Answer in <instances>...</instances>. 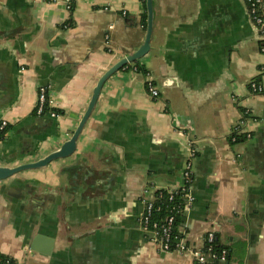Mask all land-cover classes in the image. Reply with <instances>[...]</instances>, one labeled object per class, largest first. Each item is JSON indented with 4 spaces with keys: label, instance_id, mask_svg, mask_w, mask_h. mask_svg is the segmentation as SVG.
Returning <instances> with one entry per match:
<instances>
[{
    "label": "crops",
    "instance_id": "crops-1",
    "mask_svg": "<svg viewBox=\"0 0 264 264\" xmlns=\"http://www.w3.org/2000/svg\"><path fill=\"white\" fill-rule=\"evenodd\" d=\"M152 4L148 55L140 70L130 64L103 85L75 153L0 182L1 256L16 264H195L187 253L161 251L140 225L146 201L181 187L191 141L193 202L180 214L181 238L201 249L212 232L229 264H264V93L248 88L264 86V52L244 5ZM143 13L141 0H71L70 9L65 0H0V50L19 69L0 105L8 123L0 167L42 159L72 136L100 76L143 43ZM40 87L57 117L38 132L31 124ZM241 121L250 138L231 143Z\"/></svg>",
    "mask_w": 264,
    "mask_h": 264
},
{
    "label": "built area",
    "instance_id": "built-area-1",
    "mask_svg": "<svg viewBox=\"0 0 264 264\" xmlns=\"http://www.w3.org/2000/svg\"><path fill=\"white\" fill-rule=\"evenodd\" d=\"M65 2L67 5V9H70L71 0H65ZM242 2L245 5L249 21L260 43L261 51L264 52V9L262 6V0H242ZM144 81L145 88L149 97L151 99H157V89L155 88L148 74H144ZM248 88L249 93L252 96L261 95L264 93V86L256 81L250 82ZM34 112L38 116L51 115L52 117H57V113L54 110V103L48 97L45 88L40 87L37 90V100ZM246 125L247 124L245 121H241L238 125H236L233 128L231 134L228 136L229 141H235L234 135H244L245 139L250 138V133L246 130ZM7 127L8 123L5 120H1L0 140L5 135ZM196 155L197 149L193 146V142L189 141L185 165L182 171L183 183L179 189L167 191V193L169 194L168 201L173 200V194L178 190L181 192V197L178 199L176 205L170 209L169 214L165 218V220L159 222L152 218L154 213L160 211L159 207H155L154 202L155 200L159 199L161 195L156 196L154 194L152 199L146 201L145 203L143 213L140 217V225L153 234V242L164 253L173 251L177 253H187L192 257L195 264H229L227 260L228 253L226 249H223L216 253L209 248L208 253H204L202 251V248L194 249L187 244L184 238L180 237L177 240V238L173 235V229L178 215H180L184 210L189 209L193 202V199L189 192V185L192 180L193 162L196 158ZM175 240L176 242L172 248V242ZM213 240L214 234L212 232H209L204 238L203 246L204 244H211Z\"/></svg>",
    "mask_w": 264,
    "mask_h": 264
},
{
    "label": "water",
    "instance_id": "water-1",
    "mask_svg": "<svg viewBox=\"0 0 264 264\" xmlns=\"http://www.w3.org/2000/svg\"><path fill=\"white\" fill-rule=\"evenodd\" d=\"M242 2V0H240ZM243 3V2H242ZM244 5V3H243ZM245 8V5H244ZM246 12V8H245ZM145 13H146V30H145V36L143 43L141 46L133 53H129L126 56L122 57L120 60H118L116 63H114L111 67H109L98 79L97 83L95 84L90 101L87 105V108L79 121L76 129L74 130L72 136L65 141L59 149L49 153L42 159H38L36 161H28L25 163H22L20 165L14 166V167H0V182L5 181L7 179L12 178L13 176H16L22 172L27 171H36V170H42L47 168V166L51 165L52 163L60 160H65L70 158L76 151L77 147V141L79 139V136L92 112L94 109L98 97L100 95L101 89L103 85L106 83V81L112 77L115 73L118 71L124 69L130 64L137 65L145 56L148 55L150 51V42L152 38L153 33V4L152 0H146L145 1ZM247 15V12H246ZM248 18V15H247ZM249 21V18H248ZM250 23V21H249ZM251 25V23H250ZM252 26V25H251ZM0 105H2V101L4 96L10 91V89L14 88L17 81V75L19 73L18 65L16 63L15 57L9 52L5 50H0ZM141 66V65H139ZM5 91V92H4ZM7 91V93H6ZM12 91V90H11ZM49 118H56L52 117L51 115H42L38 116L37 119L33 120L32 122V128L35 129V131H40L43 128V124L50 121ZM33 154H24L21 156V158H27L32 157ZM102 173V172H101ZM100 175V174H98ZM97 177V180L94 181L90 186L94 189L96 187L100 188L103 184L102 182V174L101 177ZM87 180H83V183L87 185L85 182Z\"/></svg>",
    "mask_w": 264,
    "mask_h": 264
},
{
    "label": "trees",
    "instance_id": "trees-1",
    "mask_svg": "<svg viewBox=\"0 0 264 264\" xmlns=\"http://www.w3.org/2000/svg\"><path fill=\"white\" fill-rule=\"evenodd\" d=\"M142 1V5H143V9H144V13L141 16V24L143 26V28H146V14H145V1L146 0H141ZM137 70H140V66L137 64L135 65ZM256 82H258L257 80H255ZM244 117H246V112L245 110L242 111ZM235 136V141L231 142V143H237L243 140H246L244 135H234ZM156 196L161 195V197L157 200H155L154 205L156 208L159 207L160 211L157 213L153 214V219L159 222H162L165 220V218L168 216L169 211L172 207H174L178 201V199L181 197V192L178 190L173 194V200L172 201H168L169 198V194L167 193V191L164 190H160L157 191L155 193ZM179 217L180 215H178L175 225H174V229H173V235L177 238V240L181 237L179 232H178V222H179ZM176 240L172 242V248L175 244ZM211 249L213 252L218 253L219 251L226 249L225 247L221 246L218 244L215 236H214V240L211 244H204V246L202 247V251L204 253H208V249ZM227 250V249H226ZM228 253V250H227ZM229 258V254L227 256V260ZM0 264H16L14 261H12L11 259L7 258V257H3L0 255ZM216 264V263H213Z\"/></svg>",
    "mask_w": 264,
    "mask_h": 264
}]
</instances>
